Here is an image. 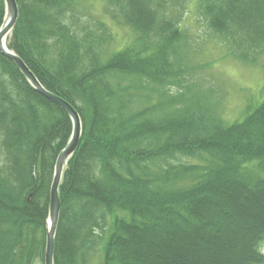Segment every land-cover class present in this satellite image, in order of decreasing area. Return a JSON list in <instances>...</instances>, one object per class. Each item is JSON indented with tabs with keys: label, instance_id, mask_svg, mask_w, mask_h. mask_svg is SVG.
<instances>
[{
	"label": "trees",
	"instance_id": "1",
	"mask_svg": "<svg viewBox=\"0 0 264 264\" xmlns=\"http://www.w3.org/2000/svg\"><path fill=\"white\" fill-rule=\"evenodd\" d=\"M85 1L16 0L7 45L82 120L54 264H264V101L228 123L212 90L188 81L178 13L192 0H106L135 35L112 53L65 24ZM196 2L232 58H264V0ZM5 15L0 0V29ZM71 135L69 116L0 54V264H45L54 168Z\"/></svg>",
	"mask_w": 264,
	"mask_h": 264
},
{
	"label": "rangeland",
	"instance_id": "2",
	"mask_svg": "<svg viewBox=\"0 0 264 264\" xmlns=\"http://www.w3.org/2000/svg\"><path fill=\"white\" fill-rule=\"evenodd\" d=\"M184 4L178 17L185 25L193 59L191 67L194 71L189 74L188 81L202 90H212L214 110L224 121L232 123L243 119L248 106L254 109L264 101V58L254 66L232 58L224 44L208 31L196 0ZM77 6L66 15L68 21L65 24L73 27V32L91 37L95 45L107 53L120 51L132 43L135 35L107 14L106 0H86ZM11 36H8L7 44ZM103 41L102 47L100 42Z\"/></svg>",
	"mask_w": 264,
	"mask_h": 264
},
{
	"label": "water",
	"instance_id": "3",
	"mask_svg": "<svg viewBox=\"0 0 264 264\" xmlns=\"http://www.w3.org/2000/svg\"><path fill=\"white\" fill-rule=\"evenodd\" d=\"M4 2L6 15L4 23L0 29V54L12 61L17 66L22 75L26 78L29 85L40 96L63 110L69 116L72 122V135L68 145L62 150L56 160L52 185L50 189V206L49 218L47 221L48 228L46 236L45 264H54L55 237L61 211L59 191L66 166L80 146L83 131L82 120L78 112L74 109V107H72L71 104H69L59 96L46 90L38 81L34 73L28 68L25 62L14 52L8 49L6 41L17 23L19 17V8L16 0H4Z\"/></svg>",
	"mask_w": 264,
	"mask_h": 264
}]
</instances>
